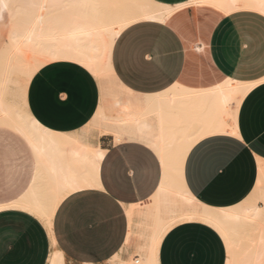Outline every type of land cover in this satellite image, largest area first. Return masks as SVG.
Returning a JSON list of instances; mask_svg holds the SVG:
<instances>
[{
  "label": "crops",
  "instance_id": "obj_1",
  "mask_svg": "<svg viewBox=\"0 0 264 264\" xmlns=\"http://www.w3.org/2000/svg\"><path fill=\"white\" fill-rule=\"evenodd\" d=\"M152 1L175 9L163 22L141 20L126 26L111 49L114 78L125 89L149 95L174 84L203 90L228 78L257 82L237 108V135L200 138L183 165L184 185L198 201L212 207L235 205L253 189L257 160H264V15L252 9L226 14L191 0ZM0 10L7 16L8 38L10 17L3 0ZM99 101L95 77L67 60L45 64L26 87L25 108L41 126L74 134L87 147L104 151L93 171L94 185L65 195L56 206L52 231L36 214L17 206L34 183L37 158L20 133L0 124L14 135L0 160V264H48L54 243L65 264L140 256L139 219L130 224L128 207L136 214L151 202L161 183V162L145 141L117 142L112 133L99 130L97 143L88 139L86 125ZM226 258L217 231L186 220L163 235L157 264H225Z\"/></svg>",
  "mask_w": 264,
  "mask_h": 264
},
{
  "label": "bare ground",
  "instance_id": "obj_2",
  "mask_svg": "<svg viewBox=\"0 0 264 264\" xmlns=\"http://www.w3.org/2000/svg\"><path fill=\"white\" fill-rule=\"evenodd\" d=\"M3 1L10 28L0 50V124L20 133L37 158L34 183L17 206L36 214L51 230L60 200L77 189L94 185L93 171L104 151L87 147L74 134L46 129L25 108L26 87L34 73L52 61H72L89 71L100 86L99 105L86 126L98 128L99 133H112L117 142L124 138L145 141L162 166L161 183L151 202L136 214L128 207L130 224L135 217L139 219L140 257L123 260L115 255L104 264H157L163 235L174 224L186 220L203 222L217 231L226 247L225 264H264V160H257L253 189L229 207L201 203L183 182L184 160L196 141L213 133L237 135V108L257 82L228 78L203 90L174 84L161 93L137 95L114 78L110 63L113 43L134 22H163L174 6L152 0ZM190 3L206 4L226 14L252 9L264 15V0ZM107 80L128 95L111 93L106 88ZM54 244L48 264H65Z\"/></svg>",
  "mask_w": 264,
  "mask_h": 264
},
{
  "label": "rangeland",
  "instance_id": "obj_3",
  "mask_svg": "<svg viewBox=\"0 0 264 264\" xmlns=\"http://www.w3.org/2000/svg\"><path fill=\"white\" fill-rule=\"evenodd\" d=\"M1 11V10H0ZM8 29V20L5 13L0 12V48L4 45L6 41V34ZM106 88L111 92L115 93L119 96H127L128 94L125 93L120 89V87L114 83L112 80H107ZM98 128H92L90 129L88 133V139L91 141L97 143L98 142ZM14 138V135L10 128L5 126H0V160H2V157L5 153H7V150L9 148L11 139ZM20 158L19 155L15 156V159ZM258 204L261 205V200H257ZM140 257V256H139ZM138 257V258H139Z\"/></svg>",
  "mask_w": 264,
  "mask_h": 264
}]
</instances>
